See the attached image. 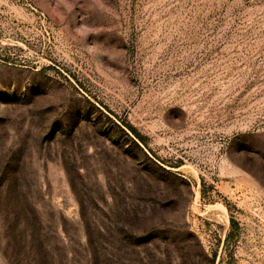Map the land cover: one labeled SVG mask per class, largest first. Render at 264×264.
<instances>
[{
  "label": "rangeland",
  "instance_id": "rangeland-1",
  "mask_svg": "<svg viewBox=\"0 0 264 264\" xmlns=\"http://www.w3.org/2000/svg\"><path fill=\"white\" fill-rule=\"evenodd\" d=\"M0 264H264V0H0Z\"/></svg>",
  "mask_w": 264,
  "mask_h": 264
},
{
  "label": "trees",
  "instance_id": "trees-1",
  "mask_svg": "<svg viewBox=\"0 0 264 264\" xmlns=\"http://www.w3.org/2000/svg\"><path fill=\"white\" fill-rule=\"evenodd\" d=\"M236 225V222L234 219L230 218V226H231V230L229 231L228 235L226 236V245L228 244L230 238L232 237L233 234V228ZM214 258H212L213 260Z\"/></svg>",
  "mask_w": 264,
  "mask_h": 264
}]
</instances>
